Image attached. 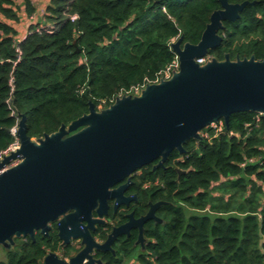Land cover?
Wrapping results in <instances>:
<instances>
[{
	"label": "trees",
	"instance_id": "trees-1",
	"mask_svg": "<svg viewBox=\"0 0 264 264\" xmlns=\"http://www.w3.org/2000/svg\"><path fill=\"white\" fill-rule=\"evenodd\" d=\"M248 1L223 21L207 57L264 59V0ZM219 8V0H46L32 22L31 0H0V151L21 114L37 139L87 113L90 101L101 110L154 79L177 58L172 42L198 43ZM203 131L210 136L189 139L164 165L138 168L140 186L152 185L144 196L165 201L160 220L146 222L142 244L134 233L100 251L99 264H264V117L235 112L219 132ZM58 241L57 230L14 237L0 245V264H38Z\"/></svg>",
	"mask_w": 264,
	"mask_h": 264
},
{
	"label": "water",
	"instance_id": "water-1",
	"mask_svg": "<svg viewBox=\"0 0 264 264\" xmlns=\"http://www.w3.org/2000/svg\"><path fill=\"white\" fill-rule=\"evenodd\" d=\"M219 1L221 8L211 14L198 43L182 44L183 35L172 42L180 67L169 79L149 83L136 95H119L101 110L90 101L87 113L37 139L28 135L26 115L21 114L20 147L0 162L4 166L21 157L0 174V245L13 243L14 237L35 238L37 231L49 235L51 223L57 221L61 239L83 236L87 246L68 262L50 252L44 264H82L85 256L90 259L87 264H93L89 251L94 246L110 247L134 223L131 219L115 228L103 244L94 241L88 227L103 220L94 219L91 209L98 200L103 207L106 197L124 188L111 186L157 159L158 166L164 165L174 150L184 153L185 142L201 139L202 130L212 122L223 120L228 125L231 114L240 111L264 117V59H232L227 53L222 60L197 61L221 44L218 31L223 21L236 20L251 3ZM160 203L135 220L141 241L144 223L156 217ZM97 211L100 218L107 212Z\"/></svg>",
	"mask_w": 264,
	"mask_h": 264
},
{
	"label": "flooded vegetation",
	"instance_id": "flooded-vegetation-1",
	"mask_svg": "<svg viewBox=\"0 0 264 264\" xmlns=\"http://www.w3.org/2000/svg\"><path fill=\"white\" fill-rule=\"evenodd\" d=\"M158 162H156L153 165V168H157ZM157 183L158 181H155V184ZM140 185H141L140 172L137 169L132 174L118 181L117 183H115L113 186L110 187V189H117L120 186H124V188L120 190L117 194H115L114 196L106 197V204L103 207H101V200H98L97 205L91 209L93 210L92 217L94 219L103 220L102 222H96L94 224L95 226L94 228L88 227V231L91 233L94 241L100 244H103L108 240L110 234L114 231L115 228H118L130 222L131 219L134 222L128 228L127 231L125 230L122 233H120L112 241V243H110V247L102 249V248H97L94 246L93 249L89 251L90 254L93 255L95 259L93 264L100 263V258L97 256L100 251L102 252L113 251L114 250L113 247L116 241H118L119 239H123V238L125 239L128 237H131V235L136 233V241L138 243L142 244L143 241L145 240L143 239V241H141L140 239L141 238L140 236L141 228L135 222V220L141 218L142 216H145L154 204L161 202L159 204L160 206L164 204L165 201L163 200L153 201L151 199V195L153 193L152 194L150 193L147 196H144V192L146 191L143 188L146 189V188H149L150 186L152 187V185H150L149 183L145 184L144 187H141ZM159 206L155 208L156 217H150L148 220L150 219L160 220V217H158L156 214V211L158 210ZM70 210H76V209L72 208ZM97 210H107V212L104 213L103 217L100 218V215L98 214ZM139 210H146V212L141 214ZM148 220H146L144 223L143 235H144V227ZM82 224L88 226V222L86 220H83ZM56 230L58 233L57 221H54L51 223L50 233ZM86 246H87V242H84L83 236H79L77 238L70 237L68 241L61 239L59 236V241L57 243V249L55 251L49 250L48 253L55 252L60 259L66 260L68 262L70 261L72 257L78 255L82 250H84ZM45 257L38 264H44ZM89 261L90 259L88 258V256H85L82 264H87Z\"/></svg>",
	"mask_w": 264,
	"mask_h": 264
},
{
	"label": "built area",
	"instance_id": "built-area-1",
	"mask_svg": "<svg viewBox=\"0 0 264 264\" xmlns=\"http://www.w3.org/2000/svg\"><path fill=\"white\" fill-rule=\"evenodd\" d=\"M42 12L44 13V9ZM209 59H210L209 57L204 56V57L198 58L197 61L203 64L207 62ZM179 67H180V62L177 56V58L172 63L168 64L164 69H161L160 71H158L154 79L145 78L143 82L132 85L128 90H126L124 93H121L119 95L121 96L122 94H131V95L139 94L145 88L147 84L160 82L162 79H169L174 74V72L179 70ZM223 123H224L223 120H219V121L212 122L207 127H211L215 129L216 132H219L223 126ZM11 133L14 139L6 149L0 151V162L3 160V158L6 155H9L12 152L17 151L18 148L20 147V138L18 135V124L11 128ZM201 135L202 137L210 136L209 131H203V130L201 132ZM250 160L253 161V158H251ZM20 161H21V157L18 156L17 158L12 159L9 163L5 164L4 166L0 165V174L3 173L8 168H11L17 165Z\"/></svg>",
	"mask_w": 264,
	"mask_h": 264
},
{
	"label": "rangeland",
	"instance_id": "rangeland-1",
	"mask_svg": "<svg viewBox=\"0 0 264 264\" xmlns=\"http://www.w3.org/2000/svg\"><path fill=\"white\" fill-rule=\"evenodd\" d=\"M36 8V11L30 15V19L32 20V22H35L38 17L41 16V14L43 13V9L46 3V0H31ZM18 2H20V0H18ZM24 12V11H23ZM5 259V252L4 250L0 247V261Z\"/></svg>",
	"mask_w": 264,
	"mask_h": 264
},
{
	"label": "crops",
	"instance_id": "crops-1",
	"mask_svg": "<svg viewBox=\"0 0 264 264\" xmlns=\"http://www.w3.org/2000/svg\"><path fill=\"white\" fill-rule=\"evenodd\" d=\"M25 31H27V30L25 29ZM23 33H24V32H23ZM23 33H22V34H23Z\"/></svg>",
	"mask_w": 264,
	"mask_h": 264
}]
</instances>
